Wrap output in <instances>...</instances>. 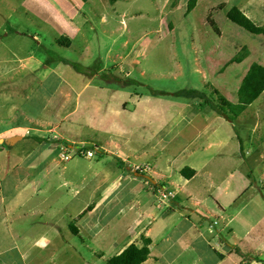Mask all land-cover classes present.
<instances>
[{
    "label": "crops",
    "instance_id": "crops-1",
    "mask_svg": "<svg viewBox=\"0 0 264 264\" xmlns=\"http://www.w3.org/2000/svg\"><path fill=\"white\" fill-rule=\"evenodd\" d=\"M84 1V5L91 2ZM202 5L209 26V16L225 12L227 17L228 11L236 7L256 26L264 27V0H197L189 14ZM78 15L77 12L74 20ZM78 31L80 27L74 21V32ZM219 31L217 36L223 38L224 31ZM255 36L262 38L253 43L238 41L248 50L242 57L235 56L238 43L232 41L235 55L217 70L220 76L235 73L231 77L234 101L224 92L228 84L214 86L234 105L239 103V89L251 66L264 67V34ZM236 57L239 61H232ZM74 71L84 76L82 69ZM89 84L78 92L74 85L76 109L69 122L74 124V134L71 132L68 140L61 138L75 157L66 162L59 159L58 163L55 152L62 150L63 143L53 147L39 140L41 147L36 151L13 156L17 163L8 169L7 177L22 170L23 179L4 189L0 178V264H105L132 244L141 247L144 239L151 243L149 258L142 264H264V228L256 234L247 231L244 245L234 225L236 215L232 216V210L246 190L240 197L238 191L216 182V172L209 169L215 165L212 161L220 160L229 140L240 143L237 157L248 161L254 156L251 149H244L233 122L248 113L261 118L264 92L233 121L208 105L209 110H195L190 103L170 100L174 114L163 124H145L144 128L150 125L154 129L151 139L135 149L119 125L96 124L90 117L88 124L77 122L82 114L83 91ZM158 100L141 96L135 110H150ZM108 111L104 108L103 113ZM62 127L56 125L50 132L64 131ZM83 127L109 137L91 142L94 139L81 137ZM14 136L4 135L2 139ZM23 139L24 136L18 142ZM81 150L97 154L92 158L81 155L73 163ZM130 158L135 162L131 163ZM1 160L0 157V176ZM62 163L66 165L60 168ZM139 165L149 166L150 170L135 171L134 166ZM171 186L180 188L183 200L176 201ZM162 190L172 192L174 197L163 199ZM259 224L254 221L250 228Z\"/></svg>",
    "mask_w": 264,
    "mask_h": 264
},
{
    "label": "rangeland",
    "instance_id": "rangeland-1",
    "mask_svg": "<svg viewBox=\"0 0 264 264\" xmlns=\"http://www.w3.org/2000/svg\"><path fill=\"white\" fill-rule=\"evenodd\" d=\"M84 2L0 0V139L4 135L24 136L18 143L0 141V178L4 189L25 175L19 170L7 177L8 169L17 163L13 161L15 154L36 151L41 147L39 140L53 147L63 143L61 147L66 148L61 138L68 140L70 133L74 134V124H69L76 109L74 85L78 92L90 82L83 91L82 114L77 122L88 124L90 117L96 124L119 125L132 140L131 147L139 149L154 131L150 125L144 128L145 124H163L174 114L168 101L190 103L195 110L208 109L204 101L176 94L197 90L220 104L223 96L216 93L215 87L228 84L229 89L224 88V92L234 101V71L220 76L217 70L235 55L232 41L253 43L262 38L232 24L225 12L213 18L224 31L223 38H219L207 23L204 6L189 14L188 0H91L87 5ZM74 21L80 27L79 33L74 32ZM65 37L66 41L60 44L59 40ZM246 54L247 47L238 43L235 56ZM74 66L78 71L82 69L85 77L75 73ZM141 96L159 100L150 110H135V102ZM104 108L109 109L106 114ZM259 116L258 119L248 113L233 122L244 149H251L254 156L248 161L237 157L240 143L233 139L225 145L220 160L209 166L216 172L215 181L219 184L238 191L240 197L246 190L232 210L244 245L247 231L256 234L264 228V113ZM56 125L63 126L64 131L50 132ZM81 137L94 139L93 142L109 135L99 130L92 133L83 127ZM87 146L95 149L91 144ZM63 153L55 152L56 162H66ZM66 153L72 159L75 157L73 150ZM76 155L73 163L81 156L79 152ZM133 159L130 158L131 163L135 162ZM143 167L150 170L149 166ZM171 187L176 201L183 200L185 195L180 188ZM254 221L261 224L251 229Z\"/></svg>",
    "mask_w": 264,
    "mask_h": 264
},
{
    "label": "trees",
    "instance_id": "trees-1",
    "mask_svg": "<svg viewBox=\"0 0 264 264\" xmlns=\"http://www.w3.org/2000/svg\"><path fill=\"white\" fill-rule=\"evenodd\" d=\"M197 4V0H189L187 5V11L191 12ZM227 17L230 21L242 27L249 33L260 35L264 34V27L256 26L248 17H246L239 9L236 7L231 8ZM208 22L215 33L219 34V28L217 23L214 21L212 16L208 17ZM65 38H61L59 43H63L66 41ZM234 62L239 61V58H234L232 60ZM76 70L79 68L74 66ZM264 92V67L259 66L257 64H253L244 78L240 89H239V103L234 105L227 101L224 97H221V103H216L204 92L197 90H184L176 96L183 97L189 100H201L204 101L211 110L217 112L222 115L229 121H233L245 108L247 105L255 101L262 93ZM217 94L219 92L216 91ZM226 108H229L230 111L227 112ZM190 172L194 173L192 170L188 169ZM182 174H185V170L182 171ZM151 241L148 239L143 240L142 246H137L132 244L125 251H123L120 255L115 256L109 259L105 264H142L144 263L150 255V245Z\"/></svg>",
    "mask_w": 264,
    "mask_h": 264
},
{
    "label": "built area",
    "instance_id": "built-area-1",
    "mask_svg": "<svg viewBox=\"0 0 264 264\" xmlns=\"http://www.w3.org/2000/svg\"><path fill=\"white\" fill-rule=\"evenodd\" d=\"M69 150L66 148H62V152H64L62 154V159H64L65 161H69L71 158V156L67 155L66 152H68ZM80 154L83 155V156H86L88 158H92L94 157L95 155V152L92 151V150H81L80 151ZM134 169L135 171H138V172H144L146 171V169L148 170L149 168L148 167H143V166H134ZM161 197L163 199H166V198H173L174 197V194L172 192H167L166 190H162L161 191ZM217 224V223H215Z\"/></svg>",
    "mask_w": 264,
    "mask_h": 264
},
{
    "label": "water",
    "instance_id": "water-1",
    "mask_svg": "<svg viewBox=\"0 0 264 264\" xmlns=\"http://www.w3.org/2000/svg\"><path fill=\"white\" fill-rule=\"evenodd\" d=\"M21 139H22V136H14V137H12L10 139H6V140L0 139V141L2 142V144L3 143L12 144V143H15V142H17L18 140H21Z\"/></svg>",
    "mask_w": 264,
    "mask_h": 264
}]
</instances>
